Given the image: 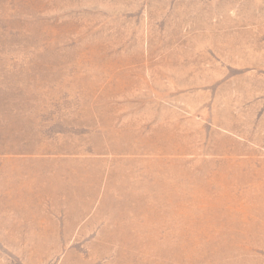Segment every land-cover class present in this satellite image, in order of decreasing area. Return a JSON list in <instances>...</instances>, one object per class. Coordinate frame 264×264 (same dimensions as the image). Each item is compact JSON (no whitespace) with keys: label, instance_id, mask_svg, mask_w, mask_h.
I'll return each instance as SVG.
<instances>
[{"label":"rangeland","instance_id":"obj_1","mask_svg":"<svg viewBox=\"0 0 264 264\" xmlns=\"http://www.w3.org/2000/svg\"><path fill=\"white\" fill-rule=\"evenodd\" d=\"M0 264H264V0H0Z\"/></svg>","mask_w":264,"mask_h":264}]
</instances>
